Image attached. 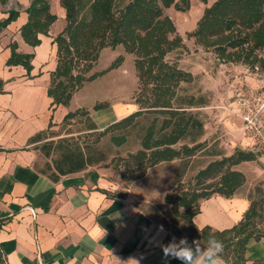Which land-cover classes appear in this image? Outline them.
Segmentation results:
<instances>
[{"label": "trees", "instance_id": "1", "mask_svg": "<svg viewBox=\"0 0 264 264\" xmlns=\"http://www.w3.org/2000/svg\"><path fill=\"white\" fill-rule=\"evenodd\" d=\"M205 4L194 30L187 35L195 44L211 52L221 64H242L251 71L264 75V0H199ZM9 0H0L6 5ZM66 10L67 25L53 39L56 46V68L51 72L48 96L53 114L58 107H68L76 93L84 86L118 69L125 61L120 55L109 68L93 72L101 53L106 48L122 46L127 54L135 57L138 89L133 97V113L107 126L103 131L92 121L90 130L98 132V138L111 134V141L121 146L128 140L127 131L139 120L148 119L141 138V149L124 158L127 168H137L145 173L150 167L181 160L187 162L200 152L208 150L203 140L206 123L194 109L206 104L202 96L182 93L183 84L194 82L191 71L180 67L169 55L184 47V39L178 33L174 20L166 13L172 7L178 11L191 8V0H61ZM28 21L20 33L28 45L42 44L41 36H49L58 16L51 11V0H32L27 8ZM20 9H12L0 22V32L16 21ZM9 67L22 66L30 74L34 68L35 54L19 52L18 43L9 44ZM5 82L0 79V93ZM110 107L109 102H98L95 111ZM90 120V111L84 107L69 111L61 125L72 124L78 117ZM49 129L30 139L39 143L52 131ZM120 131L121 134L115 132ZM56 145L60 156L47 164L41 173L53 181L62 176L86 170L93 161L80 145L66 143ZM66 143V144H65ZM53 143L44 145L46 156L51 155ZM212 160L198 171L194 183L167 195L176 217L189 223L192 232L203 247L210 237L222 241L221 258L231 264L249 263L246 251L251 239L264 237V196L252 195L249 210L234 226L217 230L211 226L198 229L194 218L201 212V203L215 195L233 197L246 183V175L236 169L244 162L257 161L261 152L236 148L231 155L222 150H211ZM264 154V151H263ZM260 190V189H259ZM0 264H8L0 246Z\"/></svg>", "mask_w": 264, "mask_h": 264}, {"label": "crops", "instance_id": "2", "mask_svg": "<svg viewBox=\"0 0 264 264\" xmlns=\"http://www.w3.org/2000/svg\"><path fill=\"white\" fill-rule=\"evenodd\" d=\"M31 1L0 3V22L10 10L21 11L19 18L0 32V79L5 82L4 92L0 93V246L8 264H181L171 256L165 257L161 246L174 238L179 241L186 237L189 244L196 238L173 233L130 198L112 195L113 186L105 170L89 168L53 181L37 169L36 143L31 144L30 139L49 129L51 121L52 129H57L71 110L70 106H60L51 119L48 96L51 72L57 65L53 39L63 30L56 26L60 21L64 26L66 10L61 0H51V11L58 20L49 36H41L42 44L32 47L20 33L28 21L26 10ZM14 41L19 52L35 54L30 74L22 66L6 64L11 53L9 44ZM209 62L216 65L215 75L206 72L203 76L225 85V94L219 100V121L231 147L264 150V112L261 139H255L233 112L232 91L242 85L264 90V75L252 73L242 64L218 63L215 57ZM202 67L205 70L207 62ZM188 71L196 75L194 69ZM104 112L101 123L93 116L100 129L128 115L120 106ZM261 162L264 164V154ZM245 175L247 182L233 197L215 195L202 201L201 212L194 218L198 229L211 226L224 230L243 218L254 188ZM246 258L249 263L264 261V237L249 241ZM222 260L223 264H231Z\"/></svg>", "mask_w": 264, "mask_h": 264}, {"label": "rangeland", "instance_id": "3", "mask_svg": "<svg viewBox=\"0 0 264 264\" xmlns=\"http://www.w3.org/2000/svg\"><path fill=\"white\" fill-rule=\"evenodd\" d=\"M204 8L205 4L201 1L191 0L189 10L178 11L172 7L166 13L174 20L178 33L184 39V47L171 53L169 60L177 61L180 67L185 70L194 69L196 73L194 82L183 84L182 93L194 94L197 97L202 96L206 102L204 106L196 108L194 111L199 112L206 123L203 140L207 139L208 141L207 151L198 153L187 162L181 160L166 162L150 167L145 173H141L137 168H127L123 159L128 157L130 153H136L141 149V138L144 128L149 123L148 119H141L130 128L127 131L128 140L121 146L111 141V134L98 138V132L103 131L106 127L104 129L99 128L98 132L89 129L92 121L95 122L93 116L96 121L101 123V117L105 114V109L103 111L93 109L98 102H109L110 107H115V109L116 106H120L121 109L128 112V115L138 109L137 106H134L133 99L138 89L135 57L127 54L124 48L119 46L116 49H104L93 72H100L109 68L120 55L125 57L122 66L93 82L87 83L75 94L71 102V111L81 107L88 109L91 116L90 120L86 116H80L72 124H62L57 129L49 131L45 139L36 143L33 148L38 153L37 169L40 171L46 169L47 164L53 165V161L60 156V152L56 148L58 143L67 140L66 143L80 145L90 160L94 162L87 169L105 170L106 177L113 186L112 195L124 199L130 198L138 208L148 213L160 226L181 236H191L189 223L173 214L172 204L167 200V195L174 194L180 187L186 188L190 183H194V177L198 171L205 168L212 160L219 158L210 155L209 151L222 150L224 154L231 155L235 150L231 147L225 130L219 121V109L222 108L219 100L221 99L220 96L225 94V85H221L211 78L206 80V76H203L206 72L211 76L215 75L216 65L209 62L214 55L196 45L194 39H190L187 35L195 29ZM66 25L67 20L64 26L63 22L60 21L56 29L62 27L64 30ZM206 62L208 67L204 70L202 66ZM250 72L259 73L251 70ZM115 133L121 134L120 131ZM49 143L54 145L51 155L48 157L43 147ZM254 150L261 152L258 160L244 162L238 165L236 169L249 176L250 182H253L254 186L252 195L255 198H260L264 196V174H262L264 164L261 162L264 150L261 147Z\"/></svg>", "mask_w": 264, "mask_h": 264}, {"label": "clouds", "instance_id": "4", "mask_svg": "<svg viewBox=\"0 0 264 264\" xmlns=\"http://www.w3.org/2000/svg\"><path fill=\"white\" fill-rule=\"evenodd\" d=\"M161 247L165 257L171 256L181 261V264H223L221 253L224 245L215 237H210L207 246L203 248L195 240L189 244L186 237L179 241L174 238ZM135 264H138V261H135Z\"/></svg>", "mask_w": 264, "mask_h": 264}, {"label": "built area", "instance_id": "5", "mask_svg": "<svg viewBox=\"0 0 264 264\" xmlns=\"http://www.w3.org/2000/svg\"><path fill=\"white\" fill-rule=\"evenodd\" d=\"M233 100V112L243 120L246 131L255 139H261L264 90L249 85L235 86Z\"/></svg>", "mask_w": 264, "mask_h": 264}]
</instances>
